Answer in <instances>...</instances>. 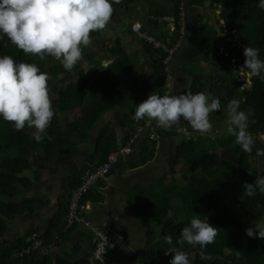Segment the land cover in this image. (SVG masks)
<instances>
[{
	"label": "trees",
	"instance_id": "16d2710c",
	"mask_svg": "<svg viewBox=\"0 0 264 264\" xmlns=\"http://www.w3.org/2000/svg\"><path fill=\"white\" fill-rule=\"evenodd\" d=\"M136 1L113 0L108 23L103 29L90 32V35L102 34L114 19L118 7L129 6L130 9ZM181 1L184 2L190 37L186 45L176 49L174 58H179L182 65L188 66L192 82L189 89L172 91L169 95L203 91L218 97L221 109L209 113L211 125H218L226 118V111L222 109L226 108L228 101L238 99L239 109L248 114V131L255 142L252 152L242 151L234 137L226 133V122L223 131L215 135L214 142L219 148L217 153H213L208 146L197 143L193 129L183 118L168 129L158 126L155 120L146 126L131 143V151L119 156L107 178L124 167L135 168L155 159L159 137L176 136L178 128L183 126L188 128V133L170 149L173 164L170 176L159 177L153 185L141 188L129 198L135 217L146 228V242L131 256L130 264H169L173 253L165 254L169 246L163 239L164 235H171L175 244L181 228L194 216L207 219L217 227V234L214 241L204 248L208 260L200 259L199 245L192 246L186 242L176 245L178 250L192 253L193 264H264V239L249 237L245 233V229L264 214V194L257 192L249 197L244 192L245 182L252 183L256 176L264 175V156L256 155L257 148L264 150L260 135L264 133V79L249 76V84L242 88L245 82L237 72L245 59L243 48L247 45L258 48L259 57L264 59V10L257 6V0H210L211 6L214 2L220 5L218 20L224 21L218 28H209V20H204L206 15L197 10L198 7L203 8L207 0H145L148 17L142 30L154 33L152 28L162 24L151 15H178ZM179 27L176 24L173 41L178 37ZM142 43L152 55L153 72L143 86L142 96L134 103L130 115L125 117L120 143L113 127H103L93 152L96 163L88 169H95L105 162L112 150L127 144L137 126L145 123L144 119L137 121L132 118L136 104L153 92L163 95L167 90L169 72L164 63L166 51L153 47L143 39ZM110 53L113 59L107 65L96 61L92 52L82 53L81 59L68 71L58 59L48 55L41 59L39 55L25 53L6 36H0V55L36 64L40 72L47 74V85H57L65 75L79 80L76 85L67 84L59 89L58 113L52 117L39 142L27 129L16 130L13 122L0 117V264H92L93 242L89 253L81 257L76 256L77 247L57 254L46 250L50 246H61L72 227L76 226L67 225L68 204L71 190L81 182V177L76 184H71L68 199L44 230L36 227L15 239L7 238L6 231L8 220L33 213L47 203L44 198L17 199L21 188L41 179L45 164L35 163L33 169V153L42 150L47 159L54 158L57 153L72 156L77 151L80 131L91 129L105 112L126 103L127 93L119 89V82L121 75L131 69L132 62L120 45L113 46ZM195 61L204 64L206 73L196 67ZM84 62L88 63L87 68L83 66ZM71 113L72 119L69 118ZM180 167L184 168V172L178 174L177 168ZM32 169V175H28ZM71 180V183L74 182V179ZM106 180L102 179L96 185ZM94 188L92 186L85 193L82 203L90 198ZM258 203L261 205L259 208ZM113 226L111 224L109 235L116 246L107 249L109 257L123 242L114 233ZM32 233L42 237L43 245L21 253L24 248L33 245V241L29 240ZM236 251L240 252L239 257H236ZM94 264L102 262L95 260Z\"/></svg>",
	"mask_w": 264,
	"mask_h": 264
},
{
	"label": "clouds",
	"instance_id": "9594fccd",
	"mask_svg": "<svg viewBox=\"0 0 264 264\" xmlns=\"http://www.w3.org/2000/svg\"><path fill=\"white\" fill-rule=\"evenodd\" d=\"M112 5L113 0H0V36H6L25 53L39 55L41 59L45 55L54 57L70 71L81 59V46L90 44V32L103 29L108 23ZM257 6L264 10V0H257ZM243 55L245 59L238 71L264 79V59L259 57V49L247 45ZM239 104L233 98L224 109L226 133L234 137L242 151L252 152L255 138L248 131V114L239 109ZM218 109H221L220 99L211 93L185 91L179 95H159L153 92L136 104L132 118L144 119L146 124L155 120L164 129L183 118L194 131L203 134L211 127L209 113ZM53 116L47 74L40 72L34 63L0 55V117L13 122L16 130L34 129V139L39 142ZM256 155L264 156V150L257 148ZM244 192L249 197L257 192L264 194V175L256 176L252 183L245 182ZM257 207L261 205L258 203ZM245 233L264 239V214ZM216 234L217 227L207 219L192 217L181 228L175 244L171 235L163 237L169 246L165 254L173 253L169 264H191L189 253L176 246L185 242L199 245L200 259L208 260L204 248L214 241ZM235 255L239 257L240 252L236 251Z\"/></svg>",
	"mask_w": 264,
	"mask_h": 264
},
{
	"label": "crops",
	"instance_id": "0c3cea01",
	"mask_svg": "<svg viewBox=\"0 0 264 264\" xmlns=\"http://www.w3.org/2000/svg\"><path fill=\"white\" fill-rule=\"evenodd\" d=\"M207 2L208 3L204 6V9H207L209 6V10L215 13V18L219 19L220 5L217 2H214L213 6H211V1L208 0ZM181 3L184 4L183 1H181ZM135 7L136 10L139 11V18H133L130 16L131 13L129 12V6L118 7L114 19L109 23L107 26L108 28H106L110 32L103 34L106 30L105 29L102 34L90 35V39L93 38V40L95 39L97 45L100 44L99 52H96L94 47L89 45L93 58L96 61L100 60L103 65H107L112 61L113 55L110 52L113 46L120 45L123 48L124 53L129 56L132 62V67L127 74L121 75L126 76V83L128 84V87H122L121 81L119 82V89L124 92L126 91L127 93L125 100L126 103H120L111 110L105 112L97 121L96 125L91 129L80 131L77 151L72 156L65 157L60 153H57L54 158L47 159L42 150H37L33 153L32 159L33 156L36 159V161L32 160L33 169L36 166L35 163L45 164V167L41 172V179L39 181H34L26 188H21L20 195L17 199L20 201L27 197L44 198L47 200V203L42 208L36 209L33 213L17 215L14 219L8 220V228L6 231L7 238L15 239L17 237H22L31 229L36 227H39L42 230L46 228L49 220L59 212L68 199L71 184H76V180L80 178L88 168L92 167L96 163L93 158V152L97 138L103 127H113L117 133L118 142L120 143L122 133L124 131L123 127L125 117L128 114L130 115L134 103L137 101L139 96H142L143 86L153 72L151 61L152 55L150 52L145 50L142 38L132 29V24L139 23L143 26V24L147 21L148 7L145 0H137L134 4V8ZM197 10L204 13V10H201L200 7H198ZM162 15L153 14L151 17L156 19L154 17ZM204 20H209V28L211 26L218 28V25L222 24L224 21L223 19L217 20L218 24L216 26L213 24L215 21L214 16L208 17V15H206ZM159 23L163 26L159 25L160 27H153L152 32L154 33L152 34H155L157 37L160 36L166 38L162 40L169 42V47L176 46L173 53L169 55L170 58L168 60V52L163 48L166 51L164 63L166 70L169 72L166 86H170L172 92L171 80L174 78V86L176 85L178 88L174 89L173 92L187 90L191 86L192 82L190 80L191 75L188 66L182 65L181 63L183 62H181L182 60L179 58H174L176 49L182 45H186L190 37V33H187L186 20L184 26L182 27L183 30L179 27L180 31L175 41L172 40V37L174 36V30L171 28L172 26H169V24L165 21H159ZM143 32H145V30ZM84 63H86L84 65L88 64L87 62ZM88 66L84 67L87 68ZM201 70L202 72H205L204 67L201 68ZM62 78H66V80L60 79L58 84L54 85L58 86V92L64 85H76L79 81L78 78L68 75L63 76ZM185 78H189L190 82L186 83ZM58 92L56 102L57 106L59 104ZM69 118H73L72 113ZM161 138L162 137H159L158 139V151H160L159 143ZM159 153H157V156ZM157 156L155 159L144 165L135 168L124 167L122 171L114 172L107 178L106 182L95 185V188L90 193V198L85 202L88 206L87 210H85V215L99 224L107 220L110 224H112V226L114 225V233H117L119 239L123 241L120 247L113 250L107 264H119L120 257L124 255L125 252L129 250L132 251V256L140 248H142L146 242V228L143 226L141 221L135 217L129 198L131 195L135 194V192L138 193L141 188L153 185L159 177L165 176L159 175L153 180L148 179L149 177L147 175L146 167L147 165L155 163V161L159 158H157ZM33 169L28 173V175H32ZM171 170L172 168L170 169V172ZM71 179H74V182L71 183V181H73ZM24 217L27 218L24 219ZM12 228L14 231H12ZM142 240L143 245L141 244ZM72 247L78 248L76 253L77 257L87 255L92 249V234L83 224H76V226L72 227L70 232L67 234L65 242H63L61 246H50L49 248H46V250L57 254ZM131 256L128 259V264H130Z\"/></svg>",
	"mask_w": 264,
	"mask_h": 264
},
{
	"label": "built area",
	"instance_id": "2783aa9c",
	"mask_svg": "<svg viewBox=\"0 0 264 264\" xmlns=\"http://www.w3.org/2000/svg\"><path fill=\"white\" fill-rule=\"evenodd\" d=\"M159 21H165L172 26V30L175 29L176 24H179L181 30L186 20V10L184 4L181 3L179 7L178 15L174 14H163L162 16L154 17ZM132 29L137 32L147 43L151 44L155 48H164L168 55H171L176 48V46L169 47L168 43L158 38L152 33H147L142 31V27L139 23L132 24ZM170 56L167 58V60ZM171 88L167 87L164 94H170ZM151 123H142L137 126L134 136L125 145H119L117 149L112 150L106 161L98 165L95 169H87L81 176V182L71 190L69 204H68V226L74 224H83L87 227L92 234V242L94 244V251L92 256V264L95 260H100L102 264H105L108 260L109 254L107 249H113L116 246L115 241L111 238L109 233L111 232V224L105 220L101 224L93 221L85 215V210H87L86 203H82L81 200L85 193L92 187L95 186L100 180L107 179V175L111 167L117 162L119 156L123 153H128L131 151V143L134 141L135 137L143 131V129L150 125ZM29 240L33 241L32 246L24 248L21 253L28 252L31 248H38L43 245V239L39 234L32 233Z\"/></svg>",
	"mask_w": 264,
	"mask_h": 264
},
{
	"label": "rangeland",
	"instance_id": "374dc122",
	"mask_svg": "<svg viewBox=\"0 0 264 264\" xmlns=\"http://www.w3.org/2000/svg\"><path fill=\"white\" fill-rule=\"evenodd\" d=\"M207 1H205V5L204 6L207 5V3H206ZM200 9L201 10H204L203 12L206 15H208V17L209 16H214V20L215 21H214L213 24L217 26V24H218V21L217 20L218 19L215 18V13H213V11H210L209 10V6H208L207 9H204V7L203 8L200 7ZM129 10H130L129 12L131 13V15H130L131 17H133V18H139L140 17V15L138 14L139 11L136 10V7L134 8V6H133ZM109 32L110 31H108V29H106L103 34L109 33ZM89 45H92L94 47V50L96 52H99L100 44L97 45V43L95 42V39L94 40H93V38L90 39V44ZM89 45L88 46H83V45L81 46L82 53L87 54V53L91 52L89 50L90 49ZM82 64H83V66H88V64L87 65H84L86 63H82ZM195 64H196V67H199V68H203L204 67V64L203 63L201 64L198 61H195ZM241 65L238 66V69H239V67ZM205 71H206V69H205ZM237 72L240 73L239 71H237ZM240 76H241L240 77L241 80H243L245 82L242 85V88H243V87H245L246 85L249 84L250 81H249L248 78H249L250 75H248V74H241L240 73ZM62 79L63 80H66V78H62ZM185 80H186V83H189L190 80H191V78H190V80H189V78H185ZM120 81H121V86L122 87H124V88H127L128 87V84L126 83V81H127L126 76H121V80ZM174 81H175V79L173 78L171 80V82H172V91L174 89H177L178 88V86H176V85L174 86V83H173ZM177 82H179V81H177ZM48 89H49L50 99L53 101V108H54V114H55V113L58 112L56 110L57 109V105H56L57 103L56 102H57L58 86H54V85L53 86H48ZM223 110L224 109H222V111ZM226 122H227L226 121V118H224V120L222 122H220L218 125H216L215 123H212L210 129L207 130L203 134L199 133L198 131H194L193 130V132L195 133V136H196L197 143L200 144V145H202V146H208L213 153H217L219 147L215 144L214 138L216 137L215 135H217V134L221 133V131H223V127L225 126ZM24 129H27L29 132H31L32 134H34V131H35L34 129H30V128H27V127H25ZM186 133H188V128H186L185 126H183L181 128H178V131H177V135L176 136H172V137H168V138H163V137L161 138L160 143H159L160 144V146H159V150L160 151H158V153L159 152L160 153L157 156V158L158 157L159 158L155 161V163H152L151 165H147V167H146L147 168L146 171H147V175L149 177L148 178L149 180H153V179H155L159 175H167V176H170V174H171L170 169L173 168L172 159H171V156H170V149L174 145H176L183 138V136ZM261 138L264 141V136H261ZM32 160H35L36 161V159H35L34 156H33V159ZM259 162H262V158H259ZM182 172H184V168L183 167L177 168V173L178 174H181ZM26 218L27 217H24V219H26ZM67 225H68V223H67ZM12 231H14L13 228H12ZM142 243H143V240L141 241V244ZM131 252L132 251H130V250L127 251V252H125L124 255H122L120 257L119 264H128V261H129L128 259L131 256ZM189 258L191 260V264H193V259H192V253L191 252L189 253ZM109 260H110V257H108V260H107L106 263H108Z\"/></svg>",
	"mask_w": 264,
	"mask_h": 264
},
{
	"label": "water",
	"instance_id": "95a60500",
	"mask_svg": "<svg viewBox=\"0 0 264 264\" xmlns=\"http://www.w3.org/2000/svg\"><path fill=\"white\" fill-rule=\"evenodd\" d=\"M206 3H208V2H206Z\"/></svg>",
	"mask_w": 264,
	"mask_h": 264
}]
</instances>
